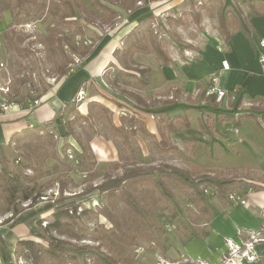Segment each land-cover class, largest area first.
<instances>
[{"label":"crops","instance_id":"crops-1","mask_svg":"<svg viewBox=\"0 0 264 264\" xmlns=\"http://www.w3.org/2000/svg\"><path fill=\"white\" fill-rule=\"evenodd\" d=\"M262 1L264 0H137L133 10L111 22L116 24L118 20V26L101 36L93 54L83 58L86 64L76 67L51 91L44 94L39 106L30 110L28 101L20 105L13 104L8 112L0 113V153L4 154L24 131L53 124L63 113L67 114L68 105L74 102L80 87L86 92L84 103L76 105L82 115L86 116L91 110L96 111V105L100 104L108 110L109 117L104 120L109 126L108 135L105 133L104 136H97L87 145L100 163L115 167L127 163L129 168L160 167V162H165L163 165L169 164L177 151L165 153L159 150V125L168 119L186 116L190 128L170 134L171 143L178 148V152L182 149L181 143L187 142L196 146L199 140V145H204L207 160H211L210 164L207 162L194 165L203 169L202 174L241 179L261 187L262 190H250L243 195L248 201L246 206L234 205L221 199L218 194L206 196L205 204L199 207L202 220L196 228L195 236L182 242V257L194 264H226L231 245L228 243L244 247L255 235L260 239L254 244L256 259H237L232 264H264L263 156H258L254 162L256 164L248 167L232 164L222 166L229 167L228 170L232 171V174H224L217 172L221 158L214 154L208 155L219 140L229 141L234 135L239 138L238 144L252 143L260 150L258 155L264 153V70L258 60L260 42L264 39V14H253L250 6L251 2L259 7ZM194 10L202 14L200 26L193 20ZM178 18L183 25L173 22ZM220 19H229L231 24V37L228 42L219 29ZM150 26L156 29L155 34L161 28L163 34L178 43H175L176 47L167 50L171 57L167 66H163L154 54H145L156 58L154 68L138 62L139 56L144 53L134 54V64L149 70L146 75L147 85H140L135 89V93L146 103L140 105L112 86L109 79L116 69L123 70V52L130 46L134 32H139L142 28L149 29ZM143 34L148 35V32ZM187 45L193 48H186ZM224 63L228 65V69H224ZM192 68H201L203 72L197 76ZM214 73L219 77L218 86L221 89L227 92L240 89V98L236 102L225 99L215 105L210 101L206 90L210 84L209 78ZM180 108L187 112L186 115L170 116L171 109ZM220 109L223 114L218 117L215 113ZM191 111L208 114L205 123L194 115L196 122L200 121L201 128L200 136L196 137L197 141L186 140L192 136L187 133L193 125L188 114ZM231 113L236 119L241 117L240 123L220 124L219 121ZM250 122L255 123L254 127L244 129L243 124ZM230 126L237 128L239 133L227 130ZM119 129H124L125 134L131 131L137 133L125 142ZM52 130L55 132L54 127L50 126L51 133ZM61 139L66 140L64 144L69 143L81 151L80 144L83 143L78 138L70 136ZM238 149L239 147L236 150L237 157L240 156ZM236 169L245 171L238 176L234 173ZM71 178L74 181V175ZM53 212V200L44 198L43 202L26 207L13 219L9 214L5 219L8 222L0 223V236L3 244H7L11 251L12 256L9 258L12 263L18 262L16 256L19 241H36L31 231L39 221H52ZM3 244L0 242V259L4 258Z\"/></svg>","mask_w":264,"mask_h":264},{"label":"rangeland","instance_id":"rangeland-1","mask_svg":"<svg viewBox=\"0 0 264 264\" xmlns=\"http://www.w3.org/2000/svg\"><path fill=\"white\" fill-rule=\"evenodd\" d=\"M33 1H35V4L29 5L20 15H17V9L14 8L15 0H0V105L3 102L20 105L28 101L39 100V95L43 92L48 93L51 91L61 80L58 72L61 56L58 53L59 47L56 41L62 35L69 33L77 35L75 25L60 21V16L65 10L64 0ZM72 1L79 6L77 13L82 20V27L94 45H97L101 36L108 34L113 28L118 26V20H116V24L114 22L109 24L103 23L107 14L99 6L98 0ZM102 2L116 5V0H102ZM164 29H166L165 26ZM155 31L156 29L154 30L150 26L149 29L142 28L139 32H134L130 45L136 41L147 42L150 37H157L158 41L168 51L170 48L176 47L175 43H178V41L174 39L170 40L168 36L163 34L161 28L156 34ZM146 32H148V35L143 34ZM80 39L81 36L77 35L76 40L80 41ZM65 49L68 50L67 47ZM76 58H80L83 61L85 56L80 53L72 55L69 69L73 68ZM138 62L146 63L154 68L157 60L152 55L141 54ZM124 65L123 67H125ZM128 65L132 68L141 69V66L137 63L134 64L133 60ZM192 71L197 76L203 72L201 68H192ZM138 86L140 85L133 81L129 85H123L122 88L135 93V89H138ZM121 89H118V91H121ZM190 103L192 104L193 101ZM171 110L172 114L170 116L186 115L187 113L182 108ZM220 110L215 113L218 117L220 114H223L222 109ZM79 111L77 108L69 110L64 117V123L69 121L74 123L73 120ZM196 112L198 113V111ZM197 113L192 111L188 113L193 125L187 131L192 136L187 137L186 140L192 139L195 141L196 137L200 136V121L196 122L194 115H197L203 123H205L208 117V114L202 113V111ZM107 117H109L107 114L97 113L96 115L94 114V119L88 121L82 119L66 130L72 131L73 136L87 146L95 137L104 136L105 133L108 135L109 126L105 124L107 121H104ZM243 125L244 129H249L254 127L255 123L250 122ZM230 128L234 127L230 126ZM46 135L48 134L46 133ZM238 139L234 135V137H230L229 141L225 139L219 140L208 152V155L214 154L221 158L222 165L220 164L217 172L232 174V171L228 170L229 167L223 168L222 166H226L227 164L245 167L252 166L251 164H256L254 162L258 156H263L264 161L263 152L258 155L260 150L252 145V143L241 145V143L238 144ZM65 141H62L53 130L49 141H39L36 138L22 142L15 141L4 154L0 153V172L5 169V171L10 173L28 174L29 176L36 175L38 176V186L42 188L44 198L53 200L54 202L60 199L61 196H75V200L81 205L82 209L90 211V214L82 217L76 226L81 237L80 239L75 240L65 236L60 237L63 241L69 243L68 248L70 251L72 250L67 264H82V259L78 258L76 254H72L74 253V249L79 247L92 249L102 247V250L100 249L101 252L105 254L112 252L118 256H128L134 264H194L186 261L180 251H183L182 242L189 238L193 232L197 231L196 228L200 225L199 223L202 220L200 209L189 205V208L184 209L181 214L176 213V218L171 222H168L164 216L160 221L161 229H155L153 232L142 228L139 222L140 219L135 217L134 213L121 199L119 191H114L115 197L111 199L109 193L101 195L98 190L86 194L88 191L103 185L110 179L123 175L130 169L127 163H124L123 166L115 167L97 161L98 165L92 174L86 175L74 171L68 172L56 166L53 160V154L62 156V148ZM198 141L196 146L192 143H181V151L173 154V161L169 162V164L183 169H191L194 165L206 164L207 162L210 164L211 160H207L204 145H199ZM262 144L264 145V143ZM237 147H239V157L236 156ZM90 154L97 160L93 152H90ZM163 163L165 162L158 163V166H162ZM35 170L38 172H35ZM207 171L208 169H206ZM244 171L245 169H236L234 173L241 176ZM71 175H74V181ZM2 176L0 174V195H3L5 190V180ZM69 179L72 182L68 183L67 180ZM61 182L68 184L64 193L60 192ZM173 191L177 196V201H183L185 193H190L189 189L183 185L174 187ZM84 193V196H80V194L83 195ZM136 194L141 204L151 214L150 223L154 224L159 210L168 207L167 199L163 198L161 193L152 185L140 187ZM44 198H40L37 204L43 202ZM175 204H171V207L175 206ZM3 205H5L4 202L0 203V209L4 207ZM29 205L30 202H27L21 206L22 208H26ZM105 208L112 216L124 224V231L128 236L133 237L135 235L133 243H131V239L119 240L117 237L111 235L113 224L100 215L101 211ZM8 215L0 213V223L5 224L8 222V220H5ZM179 218L183 220L185 227L179 222ZM168 223L170 225L166 227ZM103 239H108V246L101 244ZM0 242L1 244L4 242L1 236ZM36 242L41 243L45 248L49 246L48 241L36 238ZM3 245L4 258L0 259V264H3L4 261L5 264H14L9 258L12 256L10 249L7 248V244ZM71 255H76V260H73ZM230 258V256H227L226 264H232L229 261ZM87 263L94 264L90 256H87ZM20 264L29 263L21 261ZM44 264H52V262L46 260Z\"/></svg>","mask_w":264,"mask_h":264},{"label":"trees","instance_id":"trees-1","mask_svg":"<svg viewBox=\"0 0 264 264\" xmlns=\"http://www.w3.org/2000/svg\"><path fill=\"white\" fill-rule=\"evenodd\" d=\"M65 10L60 16L61 22H67V24H73L76 26L77 35L81 36L80 41L76 40V34L69 33L62 35L56 41L58 44V53L61 56V63L58 66V72L60 78L68 76L71 72L69 69L70 58L72 55L80 53L83 56H90L95 50V45L86 35L84 28L82 27V20L78 15L79 6L76 5L72 0H64ZM99 6L107 14L104 19V24L111 23L114 19L124 16L128 11L133 10L137 0H116V5L97 1ZM35 4L33 0H15L14 8L17 9V15H20L29 5ZM261 6H255L254 3L250 2V6L253 14L262 15L264 14V1L261 2ZM193 20L197 26H200L202 22V14L196 12L192 13ZM175 24L183 25L180 18L173 20ZM171 22L173 25L174 23ZM231 24L229 19L221 20L219 23V29L221 34L225 36L226 42L230 40ZM152 35V33H150ZM153 36V35H152ZM68 48V50L65 49ZM95 47V48H94ZM186 48H193L187 45ZM135 53L154 54L163 66H167L171 62V57L162 44L158 41L157 37H150L149 41H136L132 43L124 52L122 58V64H125L123 70L116 69L112 72L109 81L111 85L117 89H121L123 85H129L131 82H137L141 86H146L148 80L146 75L149 73L148 69H137L128 65L133 59ZM86 62L81 63L80 66H84ZM79 67V66H78ZM82 89L81 87L79 90ZM78 90V91H79ZM122 94L130 97L136 104L145 105V101L138 96L136 93H132L122 88L120 91ZM46 92L39 95V100ZM210 101L215 105L218 103L215 96H209ZM35 101V100H34ZM33 102V101H29ZM234 103V102H233ZM75 102L68 105L69 110H75L77 108ZM234 108V106H232ZM231 108V109H232ZM107 114L108 110L103 105H96V111H89L84 116L77 112L74 123L84 119V121L92 120L96 113ZM66 113L59 118L60 121H54L53 124L49 123L43 126H37L31 130H26L22 135L17 137L16 142H22L31 138H36L39 141H49L52 133L49 131L50 126L54 127L55 132L60 138H67L73 136L72 131H67L68 127H71L74 123L71 121L64 123V117ZM241 121V117L236 119L231 113L223 117L219 122L222 123H233L238 125ZM43 128V129H42ZM183 128H190L189 119L185 117H177L176 119H168L163 121L159 125V133L161 141L157 143V147L161 152H174L178 151V148L171 143L170 134L178 133ZM228 129V128H227ZM124 129L118 131L123 135L125 142H128L129 138L135 136L137 131H131L130 133H124ZM143 130V129H142ZM44 131V132H43ZM146 132V131H145ZM48 134L45 136V134ZM155 137V136H154ZM156 138V137H155ZM81 151L73 147L71 144L66 143L62 148V156L53 154V160L55 165L67 170L68 172H77L82 174H92L97 167V160L90 154L89 148L83 144H80ZM72 150L75 154V160H69L65 156L68 150ZM64 156V157H63ZM30 169V168H27ZM203 169L197 166L191 167V169H183L170 165H162L160 167L153 168H130L120 177L110 179L103 185L97 186L86 194L98 190L101 195L106 193L110 194V199L115 197L114 191L120 192V197L123 199L128 208L134 213L136 218L140 219L142 228L154 231L155 229H161L160 221L165 216L168 222H171L176 218L177 214H181L184 209L189 208V205H193L198 208L204 203L205 195L204 190H210L214 194L231 203L229 196L231 194H239L241 196L246 195L250 190H262L261 187L246 183L241 179L236 178H221L211 175L202 174ZM35 172H38L35 170ZM3 179L5 180V190L3 195H0V203L4 202V207L0 209V213L11 214L13 219L26 208H22L23 203L30 202L28 208L33 207L37 204L40 198H44L42 195V188L38 186V176H29L28 174H18L8 171L0 172ZM68 183L72 180H67ZM68 184L61 182L60 192L64 193ZM146 185L154 186L162 195L163 198L167 199L168 207L159 210L158 217L154 224L150 223L151 214L141 204L137 191L140 187ZM183 185L189 189L190 193H185V199L183 201H177V196L173 189L176 186ZM113 194V195H111ZM85 193L80 196H84ZM175 206L171 207V204ZM177 213V214H176ZM90 214L88 209H82L81 205L75 200V196L63 197L54 201V212L52 215V221L45 223V221H39L31 231V234L42 240L48 241L49 246L43 247L41 243H37L33 240H22L17 245V257L19 261H26L29 264H44L46 260H50L52 264H67L69 255L71 253L68 248L69 243L63 241L60 237H68L70 239L78 240L80 235L76 229L80 219ZM100 215L106 218L113 224V231L111 235L117 237L119 240L131 239V243L135 241V235L133 237L128 236L124 231V224L118 221L112 214L105 208L101 211ZM9 221H11L9 219ZM179 222L184 225L183 220L179 218ZM167 225H170L169 223ZM167 227V226H166ZM185 227V225H184ZM195 232L189 237L192 238ZM188 238V239H189ZM108 239L101 241L102 245L108 246ZM101 246V245H99ZM102 247L99 249H92L87 247H79L74 249V253L78 258L82 259V264L87 263V256H90L94 261V264H134L128 256H118L114 253L105 254L101 252ZM112 248V247H107ZM101 249V250H100ZM112 251V250H111ZM76 255H71L73 260H76Z\"/></svg>","mask_w":264,"mask_h":264},{"label":"built area","instance_id":"built-area-1","mask_svg":"<svg viewBox=\"0 0 264 264\" xmlns=\"http://www.w3.org/2000/svg\"><path fill=\"white\" fill-rule=\"evenodd\" d=\"M258 60L259 63L261 64L263 70H264V39L261 40L260 42V51L258 53ZM82 63V60L80 58H76L73 68L71 69V72L78 66H80ZM224 69H228V65L226 63H224L223 65ZM209 87L206 90V95L207 96H215L216 97V101L218 103L223 102L225 99H229L231 101L236 102L239 98H240V94L241 91L240 89L236 88L230 92H227L223 89H221L218 86L219 83V77L216 73L212 74L211 77L209 78ZM85 97H86V92L84 91V89H80L74 98V102L76 104H82L85 101ZM40 100H35L33 102H30V110H33L34 108H36L37 106L40 105ZM13 104H10L8 102H3L0 105L1 108V112L0 113H6L9 111V109L11 108ZM227 130L238 134L239 130L237 128H228ZM66 157H68L69 160H75V154L72 150H68L65 154ZM205 195L207 196H212L214 193L210 190H204ZM230 201L234 204V205H243L246 206L248 201L244 196H241L239 194H231L229 196ZM167 227H169V225H167ZM260 239H257V236H253L252 237V241L248 244H246L244 247H240L237 246L233 243H228L231 244L229 245V252H228V256H230V263H234L235 260H239V259H246L247 261H254L255 258V254H254V244L259 242Z\"/></svg>","mask_w":264,"mask_h":264},{"label":"water","instance_id":"water-1","mask_svg":"<svg viewBox=\"0 0 264 264\" xmlns=\"http://www.w3.org/2000/svg\"><path fill=\"white\" fill-rule=\"evenodd\" d=\"M60 121V119H57V122H59Z\"/></svg>","mask_w":264,"mask_h":264}]
</instances>
